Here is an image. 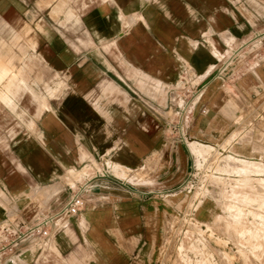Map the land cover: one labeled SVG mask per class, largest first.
<instances>
[{"label":"crops","instance_id":"crops-1","mask_svg":"<svg viewBox=\"0 0 264 264\" xmlns=\"http://www.w3.org/2000/svg\"><path fill=\"white\" fill-rule=\"evenodd\" d=\"M45 2L0 0V224L31 223L60 210L80 186L88 190L79 213L47 238L0 247V264L159 263L167 221L180 213L175 189L190 174L188 139L218 147L248 117L259 146L240 150L232 141L231 152L264 161V6L245 0L243 13L233 0L56 5L62 24L79 30L71 34L49 27ZM229 49L232 60L217 59ZM184 74L199 90L182 137L168 113ZM229 97L235 106L225 108ZM167 148L175 157L165 162ZM152 161L163 167L152 185L131 183L143 181ZM86 162L114 173L77 178Z\"/></svg>","mask_w":264,"mask_h":264},{"label":"rangeland","instance_id":"rangeland-1","mask_svg":"<svg viewBox=\"0 0 264 264\" xmlns=\"http://www.w3.org/2000/svg\"><path fill=\"white\" fill-rule=\"evenodd\" d=\"M81 1L86 0H46L47 9L44 10L43 6L39 8L40 12L47 15L49 27L63 28L67 33L73 34L79 30L65 27L62 24L63 12L55 13L53 8L56 5H69L78 10ZM233 1L243 11L242 4H245V0ZM248 2L252 6L260 7L259 2L264 6L259 0ZM236 46L237 44L230 45L232 49ZM234 54L230 49L222 51L217 54V59L221 62L229 61ZM184 80L172 88L170 99L174 97L179 100L182 97L184 89L190 84ZM226 99L225 108L235 106L232 97ZM174 103L177 104L175 100ZM175 111L176 107H173L168 113L171 125L175 124V130L183 137L178 130L179 118ZM7 121L12 125L19 123L18 118L11 116L6 118ZM173 122L175 123L172 124ZM240 122L233 134L218 147L196 140L186 141L191 156V169L181 187L175 189L178 193L172 198L177 202L180 213L167 221V238L161 247L163 264H264V161L241 155L240 150L246 149L249 142H253L255 147L259 145L252 141L253 121L247 117ZM225 127L226 125L223 129ZM0 138L4 136L0 134ZM232 141L241 144L240 150H236L239 152L237 155L231 152L229 144ZM162 157L168 162L175 157V151L167 148ZM107 163L86 162L88 167L77 178L91 175L94 169L114 173ZM158 163H146L148 173L140 174L143 181L130 182L152 185L154 175L163 168ZM4 237L0 235V247L5 244Z\"/></svg>","mask_w":264,"mask_h":264},{"label":"built area","instance_id":"built-area-1","mask_svg":"<svg viewBox=\"0 0 264 264\" xmlns=\"http://www.w3.org/2000/svg\"><path fill=\"white\" fill-rule=\"evenodd\" d=\"M188 74L181 76L178 83H182L183 80L186 83H190L186 89H184V94L178 99L173 98L170 101V104L176 107L175 114L179 118L178 127L179 131L183 135V131L188 127L191 121L192 115V106L193 101L197 96L198 88L197 84L194 81L189 82ZM174 100L177 104L174 103ZM88 188L80 186L72 198L65 204L60 210L43 216H38L31 223H24L20 221H11L6 220L0 224V235L5 236L4 242L1 249L12 251L15 249L21 242L28 241L35 238H47L52 228H58L64 226L68 221L75 216L85 205L84 194ZM156 264H163L162 262Z\"/></svg>","mask_w":264,"mask_h":264},{"label":"bare ground","instance_id":"bare-ground-1","mask_svg":"<svg viewBox=\"0 0 264 264\" xmlns=\"http://www.w3.org/2000/svg\"><path fill=\"white\" fill-rule=\"evenodd\" d=\"M179 101V100H178ZM120 172V171H119ZM123 172V171H122ZM118 175V174H117ZM119 177L121 176V175H118Z\"/></svg>","mask_w":264,"mask_h":264}]
</instances>
